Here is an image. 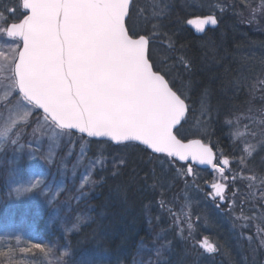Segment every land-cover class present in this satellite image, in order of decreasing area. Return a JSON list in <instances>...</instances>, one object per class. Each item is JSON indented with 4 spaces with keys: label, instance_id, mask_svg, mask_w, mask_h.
I'll return each mask as SVG.
<instances>
[{
    "label": "snow or ice",
    "instance_id": "6c2138e0",
    "mask_svg": "<svg viewBox=\"0 0 264 264\" xmlns=\"http://www.w3.org/2000/svg\"><path fill=\"white\" fill-rule=\"evenodd\" d=\"M4 11L8 19L0 31L12 44L8 52L0 51V61L6 62L11 73V87L0 100V110L15 111L18 118L10 115L0 120V139L17 144L14 137L19 135L20 124H26L37 113V122L42 114L49 126L69 137L78 132L82 139L96 138L101 143L111 142L126 148L142 145V150L150 156L163 154L166 160L171 158L169 163L191 159L212 166L223 176L229 164L227 157L218 159L213 147L202 140L185 143L178 138L187 114L194 111L188 93L195 88V82L185 75L190 73L191 61L185 55L167 54L177 51L173 42L175 33L164 31L162 25H153L150 33L142 34L134 0H21L18 6L5 7ZM162 14L163 9L158 15ZM12 17H16L15 22H9ZM186 24L203 33L206 26H216L218 18L212 14L198 16L187 19ZM3 70L5 65L0 64V71ZM258 83L264 92V81ZM199 105L201 116L211 119L206 90L200 93ZM259 123L264 124V120ZM255 147L264 150V138L244 151L251 156L249 149ZM89 163V171L111 169L115 176L128 161L125 156L111 157L101 152ZM237 163L246 166L245 157H240ZM192 171L188 166L186 174L191 175ZM152 179L153 186L159 183L155 172ZM248 179L255 181L257 177ZM232 180L235 183L236 177ZM211 187L213 199L219 198L217 208L224 205L230 212L240 209L241 215L236 220L247 222L239 225L241 236L264 246V229L257 228L255 236L244 234V229L257 219L255 204L247 209L251 214H246L247 201L226 203L229 200L226 186L214 183ZM248 187L260 192L258 198L255 192L251 195L264 210V177L259 178V184L250 183ZM165 204L162 199L160 206L163 208ZM167 211L172 226L185 243L194 241L192 247L199 246L203 253L219 251V245L209 243L207 237L195 239L189 214L181 219L172 208ZM259 218L264 221V211ZM184 223L187 235H183ZM165 247L166 244H161L156 249L157 256Z\"/></svg>",
    "mask_w": 264,
    "mask_h": 264
},
{
    "label": "trees",
    "instance_id": "16d2710c",
    "mask_svg": "<svg viewBox=\"0 0 264 264\" xmlns=\"http://www.w3.org/2000/svg\"><path fill=\"white\" fill-rule=\"evenodd\" d=\"M229 1L238 6L243 0ZM19 4L20 0H11V6ZM134 7L139 13L137 23L142 34L150 33L153 25H162L164 31L175 33L173 42L177 45V51L167 54L185 55L191 61L190 73L185 75H190L195 82V88L188 93L194 111H189L187 122L180 128L178 137L183 141L202 140L212 146L216 154L220 149L225 157L231 156L223 123L250 105V97L257 89L258 82L264 81V27L256 29L251 25L244 26L235 13L221 12L223 0H135ZM162 9L163 14L158 15ZM209 14L217 16V27L208 29L202 35L195 34L186 24L187 19ZM15 20L16 17H12L10 22ZM164 47L167 48V45ZM178 70L183 71L179 67ZM205 90L212 109L211 119L201 116L200 112L199 96ZM192 117H195L192 126L206 119L207 125L201 126L203 134L189 128ZM89 143V154L93 157L102 152L101 148H105L106 155L125 156L128 163L120 169L119 175H112L111 169L105 170L104 174L96 172L94 180L101 183L95 193L85 206L74 208L79 218L81 214L84 218L79 220L81 222L77 223L74 232L56 235L67 254L65 261L68 264H129L151 228L150 220L161 219L164 224L167 221L165 216H161L164 215L163 210L168 206L179 209L178 206L183 204L192 205L197 211L196 215L201 214L205 220L207 228L201 226L198 229L197 239L207 237L219 245V258L214 261L200 259L197 264H241L238 259H241L243 251L240 249L245 250V247L243 244L238 247L235 237L230 234L231 226L227 220L222 219L219 210L203 197L202 192L200 195L192 190L189 193L184 185L181 186L182 177L175 171L184 173L187 168L185 164L169 163V159L164 157L157 159V156H150L141 147H116L95 141ZM252 166L259 178L264 177V152L256 154ZM153 172L159 180L155 186ZM193 173L194 178L186 176L185 185L195 181L196 188L205 192V185L212 180L211 173L197 167L193 168ZM186 193L190 195L188 198H184ZM162 199L166 202L163 208L160 206ZM175 201L181 204L174 205ZM181 252L178 249L166 264H188L184 262Z\"/></svg>",
    "mask_w": 264,
    "mask_h": 264
},
{
    "label": "rangeland",
    "instance_id": "374dc122",
    "mask_svg": "<svg viewBox=\"0 0 264 264\" xmlns=\"http://www.w3.org/2000/svg\"><path fill=\"white\" fill-rule=\"evenodd\" d=\"M223 4L221 12L235 13L239 22L244 26L251 25L256 29L264 27V0H243L238 3L239 7L229 0H223ZM234 6L237 8L234 9ZM5 7H12L11 0H0V29L5 27V21L8 19L4 11ZM231 10L235 11L230 12ZM187 26L197 35H202L208 29L217 27V25H208L205 32L197 33L194 28ZM11 44L12 40L0 31V51L8 52ZM0 64L5 65V70L0 71V100H2L10 90L11 73L7 70L5 61H0ZM262 96L264 92L260 91L258 85L253 96L250 97V105L224 121L223 128L228 137L229 153H231V156L227 157L229 164L225 166L223 176L216 172L211 173L212 180L206 184L210 186L214 183L224 184L225 194L229 198L226 203H231L233 200L236 204L247 201L246 214H251L247 209L255 204L257 219L244 229L245 235L253 236L256 235L257 228L264 229V221L259 218L260 212L264 210L260 209V203L251 195V192H255L258 198L260 192L257 189L250 190L248 185L250 183L259 184V177L253 169L252 161L256 154H261L264 150L259 147L249 149L251 156H248L244 150L249 148V145H257L264 138V124L259 123L264 120ZM10 115L18 118L15 111L0 110V120L7 119ZM37 115L34 113L28 118L26 124H20L19 135L14 137L18 141L17 144L13 145L0 139V264H68L65 261L67 254L59 244L56 235L74 232L77 223L81 222L79 220L84 218L81 213L79 218L74 208L78 205L85 206L95 193L96 187L101 183H96L94 180V175L98 171H89V162L93 158L89 154V141L74 134L71 137L62 134L59 129L49 126L42 119V114L37 122ZM194 120L195 117H192L189 128H194V131L203 134L204 129L201 126L207 125L206 119L195 122L192 126ZM104 149L101 148L106 154ZM240 157H245L246 166L241 167L237 163ZM217 158L221 160L225 158L220 149L217 150ZM186 172L187 168L184 173L175 171L182 177L181 186L184 185L189 193L191 190L197 195L202 192L203 197H206L216 207L219 198L211 200L212 190L204 192L196 188L195 181L185 185L186 176L194 178L193 171L192 176L187 175ZM104 173L105 171L102 172ZM253 175L257 179L250 181L248 177ZM232 177H236L235 183ZM32 185L36 187H31ZM27 188L31 190L25 191L24 189ZM189 196L186 193L184 198ZM177 204L181 203L175 201L174 205ZM203 205L206 204L203 203ZM191 206L183 204L178 206L179 209L175 207L172 210L178 213L181 219L185 214L190 215L195 239L198 240L196 237L198 229L201 226L207 228V225L201 214H198L200 215L198 217L197 211ZM168 208L171 207L168 206ZM210 209L214 211L213 207ZM216 209L219 210L222 219L227 220L231 226L229 231L235 237L238 247L241 244L245 247V250L240 249L243 254L241 259H238L239 263L264 264V246H258V241L255 240L250 243L240 234L239 225L247 223L243 219L236 220V217L241 215L240 209L237 207L234 212H230L229 208L224 205ZM166 210H163L164 215L161 216H165L167 222L162 224L161 219L150 220L151 228L146 238L138 245L129 264H163L164 262L166 264L172 260L178 249H181L184 262L188 264H197L200 259L206 258L214 261L221 256L219 251L208 254L203 253V249L199 246L193 248L194 241L185 243L182 236L177 234L178 230L172 226L171 217ZM181 227L185 229L183 235H187V224L184 223ZM208 241L216 244L211 239ZM36 244H39L40 248L34 247ZM161 244H166V247L157 256L156 249L160 248Z\"/></svg>",
    "mask_w": 264,
    "mask_h": 264
},
{
    "label": "water",
    "instance_id": "95a60500",
    "mask_svg": "<svg viewBox=\"0 0 264 264\" xmlns=\"http://www.w3.org/2000/svg\"><path fill=\"white\" fill-rule=\"evenodd\" d=\"M134 1H135V0H134ZM20 2H21V0H20ZM7 38H8V37H7ZM8 39H10V38H8ZM188 115H189V113L187 114V118H188ZM182 123H183V122H182ZM183 124H184V123H183ZM74 135H78V136L81 137V134L78 133V132L74 133ZM83 138H85V139H87V140H89V141L100 142V141H99L98 139H96V138H88V137H86V136H84ZM178 138H179V137H178ZM191 140H196V139H191ZM191 140H187V141H183V142L187 143L188 141H191ZM108 144H111V145L116 146V147H118V146H123V145H116V144L111 143V142H108ZM138 147L143 148L142 145H140V146H138ZM213 151H214V149H213ZM214 153H215V155H216V152H215V151H214ZM153 156L164 157L163 154H154ZM168 159L170 160L171 158H168ZM175 162H177V163H179V164H188V165L191 166V167H197V168H199V169H203V170H207V169H208L210 172H214L212 166L207 165V164H199L198 162L192 161L191 159H189L188 161H179L178 159H176ZM191 176H192V174H191ZM208 188L213 189L211 186H208Z\"/></svg>",
    "mask_w": 264,
    "mask_h": 264
},
{
    "label": "flooded vegetation",
    "instance_id": "af4514ba",
    "mask_svg": "<svg viewBox=\"0 0 264 264\" xmlns=\"http://www.w3.org/2000/svg\"><path fill=\"white\" fill-rule=\"evenodd\" d=\"M216 156H217V154H216ZM187 167L189 166L188 164H185ZM194 167H192V169H193ZM208 170V169H207ZM209 171V170H208ZM210 172V171H209ZM218 173V174H220L221 175V173L219 172V171H214V172H210V173ZM208 186H210V185H206V189L207 190H212V192L214 193V189H211V188H208ZM211 196H209V198H210ZM211 200H213V198L211 197Z\"/></svg>",
    "mask_w": 264,
    "mask_h": 264
}]
</instances>
